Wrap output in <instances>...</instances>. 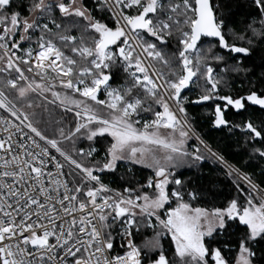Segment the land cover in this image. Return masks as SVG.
<instances>
[{
    "label": "snow or ice",
    "instance_id": "snow-or-ice-1",
    "mask_svg": "<svg viewBox=\"0 0 264 264\" xmlns=\"http://www.w3.org/2000/svg\"><path fill=\"white\" fill-rule=\"evenodd\" d=\"M231 3L0 0V264H264V0Z\"/></svg>",
    "mask_w": 264,
    "mask_h": 264
},
{
    "label": "trees",
    "instance_id": "trees-1",
    "mask_svg": "<svg viewBox=\"0 0 264 264\" xmlns=\"http://www.w3.org/2000/svg\"><path fill=\"white\" fill-rule=\"evenodd\" d=\"M245 5H246V0H232L231 7L233 11L236 13V15L234 16V21H235L234 26L237 28L242 26L245 20H250V17L247 16V13L251 11V9L246 7ZM191 111H194L197 116V123L199 125L198 130L202 134H204L205 139H207L209 143H211L214 147L217 144H219L221 149L226 152L231 150V147H226V145H228L229 142L226 139L225 133L209 130L208 125L206 123V117L203 115V112L201 109L196 108V109H192ZM256 116H260V114L256 113ZM230 159H233V162H237V161L240 163L243 162V158L230 157ZM247 170L248 171L255 170L258 174V169H255L254 167H250ZM204 171L207 172L208 169H204ZM186 175H191V173L186 172ZM109 179H111V177ZM113 186H116V185H113ZM220 188H223V185H220L217 190H220Z\"/></svg>",
    "mask_w": 264,
    "mask_h": 264
}]
</instances>
